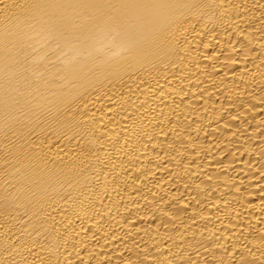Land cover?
Listing matches in <instances>:
<instances>
[{
    "label": "bare ground",
    "instance_id": "1",
    "mask_svg": "<svg viewBox=\"0 0 264 264\" xmlns=\"http://www.w3.org/2000/svg\"><path fill=\"white\" fill-rule=\"evenodd\" d=\"M0 264H264V0H0Z\"/></svg>",
    "mask_w": 264,
    "mask_h": 264
}]
</instances>
